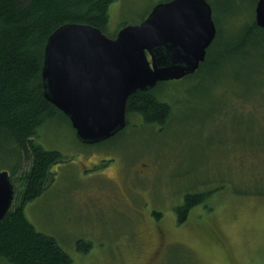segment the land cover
<instances>
[{
	"label": "rangeland",
	"instance_id": "1",
	"mask_svg": "<svg viewBox=\"0 0 264 264\" xmlns=\"http://www.w3.org/2000/svg\"><path fill=\"white\" fill-rule=\"evenodd\" d=\"M208 1L222 43L240 39L254 21L256 0ZM159 2L113 0L105 35L140 24ZM261 43L204 77L158 84L153 93L171 108L162 126L130 113L114 137L85 144L61 114L46 119L33 139L61 160L46 190L25 204L27 220L71 264H264ZM12 162L0 150V171L9 173ZM188 193L205 199L177 223L174 210ZM78 241L87 251L76 249Z\"/></svg>",
	"mask_w": 264,
	"mask_h": 264
},
{
	"label": "trees",
	"instance_id": "2",
	"mask_svg": "<svg viewBox=\"0 0 264 264\" xmlns=\"http://www.w3.org/2000/svg\"><path fill=\"white\" fill-rule=\"evenodd\" d=\"M112 1L0 0V150H6L7 160L13 161L9 164L12 167L9 171L11 182L13 176L28 164L17 177L22 190L18 193L13 185V201L19 195V203L14 206L12 202L0 220V259L7 264L72 262L55 239L38 232L24 213L25 204L39 197L53 180L51 167L61 160L59 152L45 150L37 144L33 134L54 113L61 114L69 122L44 96L41 75L44 48L48 37L64 24H85L105 34L108 7ZM217 30L206 58L197 70L198 76L209 75L217 65L233 60V57H246L242 53L246 46L260 51L261 41L264 44V29L256 25L255 18L252 25L237 36L242 37L230 44L219 40ZM158 84L161 82L156 86ZM154 88L130 95L126 114L134 113L147 124L162 126L170 117L171 108L160 102L153 93ZM204 199L202 193L185 194L183 203L174 210L177 223H182L190 209ZM81 243L77 242L76 249L87 251L89 246L83 248Z\"/></svg>",
	"mask_w": 264,
	"mask_h": 264
},
{
	"label": "water",
	"instance_id": "3",
	"mask_svg": "<svg viewBox=\"0 0 264 264\" xmlns=\"http://www.w3.org/2000/svg\"><path fill=\"white\" fill-rule=\"evenodd\" d=\"M254 13L264 29V0H257ZM215 36L207 0L159 2L114 38L85 24H64L45 44L44 96L68 118L79 141L100 143L125 128L130 95L194 73ZM13 196L9 173L0 171V220Z\"/></svg>",
	"mask_w": 264,
	"mask_h": 264
},
{
	"label": "flooded vegetation",
	"instance_id": "4",
	"mask_svg": "<svg viewBox=\"0 0 264 264\" xmlns=\"http://www.w3.org/2000/svg\"><path fill=\"white\" fill-rule=\"evenodd\" d=\"M207 50H208V48L206 49V54H207ZM206 54H205V58H206ZM204 60H205V59H204ZM203 62H204V61H203ZM203 62L199 63V66H198V68L195 70V72H197V70L199 69L200 65H201ZM195 72H194V73H195Z\"/></svg>",
	"mask_w": 264,
	"mask_h": 264
}]
</instances>
